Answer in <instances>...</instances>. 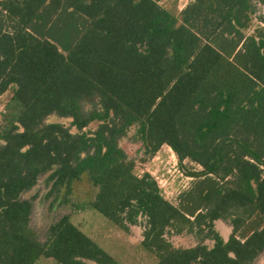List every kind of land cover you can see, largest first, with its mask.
I'll return each mask as SVG.
<instances>
[{"label":"trees","instance_id":"trees-1","mask_svg":"<svg viewBox=\"0 0 264 264\" xmlns=\"http://www.w3.org/2000/svg\"><path fill=\"white\" fill-rule=\"evenodd\" d=\"M160 0H0V94L13 86L0 128V264H116L64 214L41 240L30 224L48 172L64 195L84 172L90 206L123 230L141 223L156 264H254L264 252V0H190L179 18ZM97 96L98 125L79 100ZM136 125L146 153L167 144L197 164L176 203L119 145ZM222 218L227 238L213 228ZM168 230L201 234L177 247ZM212 240L208 246L203 239Z\"/></svg>","mask_w":264,"mask_h":264},{"label":"rangeland","instance_id":"rangeland-1","mask_svg":"<svg viewBox=\"0 0 264 264\" xmlns=\"http://www.w3.org/2000/svg\"><path fill=\"white\" fill-rule=\"evenodd\" d=\"M189 1L160 0L159 3L179 18L180 10ZM261 13H264L263 8L258 6L253 15L251 28L258 24L256 17ZM12 91L13 86L0 94V128L6 127L12 112ZM79 107L82 116L87 119L82 128H77L70 117L55 113L49 114L46 121L59 122L72 133L85 132L91 135L98 125V120L93 118V115L100 110L99 100L94 95L81 98ZM136 129V125L130 126L126 134L120 138L119 145L134 161V172L138 175L144 172L150 173L157 181L164 197L176 203L179 193L187 189L192 182V177L186 173L199 169V166L188 159L180 163L167 144H162L152 154L146 153ZM48 174V172L41 174L36 184L23 193L24 197H34L30 224L41 240H45L49 225L66 214L75 226L108 252L116 264H156L155 255L141 245L143 229L141 223L130 225L125 231L90 206L89 202L94 198L97 188L91 184L86 172L72 181L71 192L66 196L64 188L58 193L50 191ZM213 228L223 238H227L231 230L230 224L222 218L214 221ZM167 237L174 246L188 247L195 245L201 234L187 230L180 233L168 230ZM203 241L208 246L213 243L208 238H204ZM87 263L97 264L90 260H87ZM34 264H57V262L51 257H40ZM254 264H264V252L256 258Z\"/></svg>","mask_w":264,"mask_h":264}]
</instances>
